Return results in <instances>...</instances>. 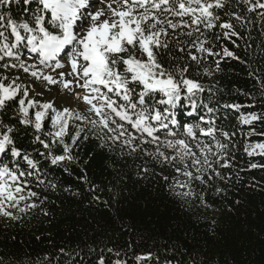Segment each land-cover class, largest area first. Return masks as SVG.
Returning a JSON list of instances; mask_svg holds the SVG:
<instances>
[{
  "label": "snow or ice",
  "instance_id": "6c2138e0",
  "mask_svg": "<svg viewBox=\"0 0 264 264\" xmlns=\"http://www.w3.org/2000/svg\"><path fill=\"white\" fill-rule=\"evenodd\" d=\"M21 3L23 13L15 15L12 6ZM228 4L229 0H0V69L19 68L49 85L62 84L86 105L85 112L58 109L52 101L30 97L35 84L0 74V113L15 102L14 117L34 129V143L44 149L38 154L52 165L71 162L73 147L82 136H91L109 150L141 153L170 169L160 174L165 182L171 178L169 189L195 197L194 182L207 186L220 176L216 165L229 166L228 147L236 136L217 125L218 109L210 101L218 89L204 78L219 71L224 58L240 57L224 46L214 51L207 33L239 48L233 37L244 39L236 27L252 23L247 14L256 13L264 22V0H236L237 11L225 12ZM241 4L245 15L239 11ZM222 14L228 18L222 19ZM217 27L219 32H213ZM164 56L168 59L162 60ZM208 57H217L214 68L203 67ZM66 66L68 72L57 73ZM249 75L264 90V78ZM224 107L239 111L245 105ZM257 121L264 122V113L240 112L241 125ZM70 127L75 131L70 133ZM15 134L16 126L0 119V216L10 219L19 218L16 211L39 206L34 199L39 193L32 190L29 178L38 187L45 183L40 161L17 146ZM247 135L264 137V132L251 128ZM69 136L70 143L65 139ZM57 145L63 148L61 154L54 151ZM244 150L249 156H264V140L248 143ZM148 161L140 169L143 174L150 171ZM200 199L203 203V193ZM135 259L149 261L153 254ZM97 264H106L103 254ZM113 264L127 262L116 259Z\"/></svg>",
  "mask_w": 264,
  "mask_h": 264
},
{
  "label": "trees",
  "instance_id": "16d2710c",
  "mask_svg": "<svg viewBox=\"0 0 264 264\" xmlns=\"http://www.w3.org/2000/svg\"><path fill=\"white\" fill-rule=\"evenodd\" d=\"M235 4L236 0H229L224 11H237ZM12 8L15 15L23 13L22 3ZM239 11L245 15L246 7L241 4ZM247 15L252 23L236 27L244 39L233 37L239 48L207 33L214 51L224 46L240 57L224 58L219 71L204 78L218 89L210 101L218 109L217 125L236 136L228 147L229 166L216 165L220 176L207 186L194 182L195 197L169 189L171 178L165 182L160 174L170 169L141 153L109 150L91 136L87 140L82 136L73 147L71 162L52 165L39 156L44 149L34 143V129L14 117L15 102L0 113V119L16 126L17 146L40 161L45 181L38 187L29 178L32 190L39 193L34 198L38 207L16 211L18 219L0 216V264H45V257L47 264H97L100 254L106 264L116 259L127 264H264V156H249L244 150L248 143L264 140L247 135L251 128L264 132V122L239 123L240 112L264 113V90L249 75L254 72L264 78V22L256 13ZM227 18L222 14V19ZM216 59L208 57L203 67L214 68ZM17 70L0 69V74L10 77ZM197 70L192 67L193 73ZM236 103L245 107L239 111L224 107ZM45 130H50L47 125ZM65 139L71 142L70 136ZM54 151L61 154L63 148L57 145ZM146 161L150 171L143 174L140 169ZM252 164L260 166L252 168ZM217 188L223 191L217 193ZM147 253L153 254L152 260L135 259Z\"/></svg>",
  "mask_w": 264,
  "mask_h": 264
},
{
  "label": "rangeland",
  "instance_id": "374dc122",
  "mask_svg": "<svg viewBox=\"0 0 264 264\" xmlns=\"http://www.w3.org/2000/svg\"><path fill=\"white\" fill-rule=\"evenodd\" d=\"M95 7H100V5H95ZM29 55L31 56L32 54L29 53ZM61 62H63V58L61 59ZM56 71L57 73L61 71L68 72L69 67L66 66L65 68L57 69ZM15 76H19V82L26 85L35 84V88L30 89V97L34 96L37 100L42 102L52 101L58 109L69 107L79 109L81 112L86 111V105L82 101L74 99L73 93L69 90H65L62 84L49 85L42 80H36L19 68L15 73L10 74V78ZM76 91H80V89H76ZM41 93L43 94L41 95Z\"/></svg>",
  "mask_w": 264,
  "mask_h": 264
}]
</instances>
